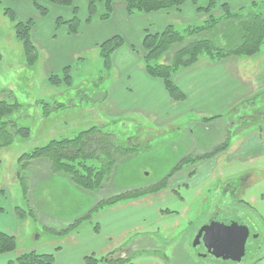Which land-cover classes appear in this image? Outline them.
<instances>
[{"label": "rangeland", "instance_id": "obj_1", "mask_svg": "<svg viewBox=\"0 0 264 264\" xmlns=\"http://www.w3.org/2000/svg\"><path fill=\"white\" fill-rule=\"evenodd\" d=\"M3 1L11 2L9 0H1L0 4V100H5L9 104L19 105V109L10 118L15 125V129L23 128L25 131L16 133L10 145L0 148V228H12L17 242L16 251L29 252L33 250L34 246H37V250H39L37 251L39 252L38 254H41L40 252L43 254L51 253L54 250L51 244L57 242L60 244L67 239L65 237L68 235L79 233V243H77L79 246H77V249H79L78 254L83 256V252H90L89 238L86 235L89 233L87 232L88 230L92 233L94 229L96 235H98L95 238L94 245L96 250L99 249L100 245L103 246L106 243V239L111 234H113L111 242H116L117 235L115 234H118L124 227L129 226L132 219L131 212L128 209H125L124 212L121 211L120 206L128 205L130 202H137L142 197L152 195L153 192L150 191L153 189L143 188L157 181H163L162 184H164L168 180L166 174L174 162L178 167L173 171L171 170V177L181 172V168L184 166L201 164L204 158L201 157L203 159L198 158L200 160L195 159V161L188 163L186 161L183 162L186 160H183V157L178 158L184 151L183 137L185 133H174L172 131L166 133V130L164 134H160L158 128L150 127L148 119H128L106 112L107 93L110 87L116 81L118 82L120 76V72H116L115 68L112 71L106 70L102 59L98 56L100 47L108 40L97 47L98 52H87L83 55L84 57H81L84 58V61L71 65V70L68 73L70 85H67V81H61L55 85L49 84V78L55 74L52 73L47 76L42 64V58L38 53L37 58L31 65L26 64L22 47L15 40L13 23L3 15L4 9H10L12 12L13 10L9 7V4H3ZM28 1L32 3L38 17L47 19L50 17L49 7L55 6L67 9L72 7L75 0L68 7H61L39 0V4L46 10V16L40 15L35 8L33 0ZM84 1L86 2V7L83 20H80L77 8H74V12L71 15V17H77L80 21V27L76 34L69 33L66 26L59 25V21L63 20L60 18L56 19L55 23L53 20L50 28L53 31L65 28L69 36H76L83 25H90L96 19L104 21L100 17L105 15L106 10L104 4L100 2L97 4L94 19L90 23H86L88 1ZM195 1L194 3L190 1L185 2L177 8L158 10L150 13L137 12L134 14H129L124 2L114 1L110 7L109 17L113 4L117 2H122L126 7L127 15L132 17L140 14L148 15L161 11L180 10L185 4H191L199 9L198 6L201 0ZM216 2L217 9L213 11V16H219L221 6L229 7L227 2H223L222 4L219 3V0H216ZM80 4L81 2L79 1L78 5ZM205 5L206 0L203 6ZM248 8H252L255 12H261L264 10V0ZM205 16L207 17V15ZM15 17L18 21H21L16 15ZM30 22H32L31 37L34 27L33 19ZM181 26L178 25L176 30L184 34V29ZM55 28L56 30H54ZM145 35L149 34L145 33ZM115 37L118 36L112 38ZM142 43L143 39L141 41L140 54L143 55L141 62L147 77L160 82L165 94L171 101L183 102L185 97L182 101L172 100L163 82L148 75L143 64L146 51ZM121 46H123V43ZM167 56L169 57L170 54H167ZM203 59L211 61L205 58V56H199V60L187 69L196 66ZM242 60L244 67L241 64V68L249 69V72L260 73L264 76V43L257 54L248 58L244 57ZM166 62L168 60L165 57L157 63ZM183 70H179L178 72ZM62 72L56 73V75L60 76L59 78H63ZM174 76L172 77L173 82ZM241 102L227 114V116L231 117L230 119L236 120L234 127L231 124L232 129L231 133H229L231 136L248 123H253L256 126L264 125V90L263 92L249 95V97ZM246 105L247 108H245ZM223 117L224 115H219L213 118H206L203 121L220 120ZM240 118L245 119L240 122ZM2 121L0 120V124ZM92 127H101L108 132H112L116 136L113 139L120 140L121 144L123 143V146L126 148L137 150L130 155H125L120 159L114 160L111 173L103 179L101 188L95 193H87L75 187L67 176L51 174L50 164L45 160H34L28 164L19 163V158L23 154H29L35 148L43 147L50 141L73 139L81 132ZM197 127L198 124L191 123L188 130L192 131L190 134L193 137L195 136L196 138L198 136L201 138ZM153 138L155 139L153 140ZM224 138H228V136L224 135ZM225 143L228 149L229 144L227 143V139ZM173 144L177 146V151L174 153L175 157H172L173 152L170 149ZM188 145H190V142H188ZM179 159L182 160L177 164ZM98 162L89 160L76 162L73 165L79 168L85 165L95 171H99L101 164ZM220 165L223 168L227 166L224 162ZM244 167H251L253 169L262 168L263 170V172H256L251 185L240 191V198H245L247 202H251L250 206L234 205L228 210L222 211L221 209L219 212L213 214L218 219H230L231 221L234 219L236 222L239 221L240 225L247 227L251 236L246 243L243 259L239 263L213 260L211 258L205 260L197 258L193 250L190 249L192 259L178 252L176 256L177 264H249L254 259V253L256 252L255 258H258V262L260 261L258 264H264V232L262 231L264 229V158L259 159L253 165H245ZM244 167L239 166L238 169H244ZM213 184L214 182H210L207 187H213ZM238 185L239 183L236 179L235 186ZM204 188L206 187L201 189L202 194L195 202L193 201V191L180 190L181 195L187 203L191 204V209L187 211L185 218L184 216H180L177 218V222L172 223V225H179L178 228H167L165 231L166 235L161 236L158 234L161 238L156 240L152 238L157 245L161 246L164 240L176 242L180 239L181 232L190 229L193 231L197 225L196 220H207L210 215L207 214L206 217L200 215L205 207L202 204V199L207 197V192H205ZM230 201L232 200L229 198L225 199V202ZM221 202L223 205L226 204L224 199ZM18 210L23 212L22 216L14 214V211ZM116 229L117 231H115ZM141 233L142 231L130 233L127 237L122 238V241L117 243L105 255L93 256L104 257L103 259L105 260L100 264H137L139 261L151 259L155 254L151 252L152 249H148L149 247L140 248V245H143V243L135 241V237L140 236ZM189 238H186L187 243ZM65 243L63 245L65 246L64 251L74 252V255H76V249L70 246V244L65 245ZM122 248L130 249L129 257L123 256V258L114 262L115 256L117 253L122 252ZM256 248H258V251ZM163 251L164 248L156 252L163 253ZM156 260L161 264L165 262L162 258Z\"/></svg>", "mask_w": 264, "mask_h": 264}, {"label": "crops", "instance_id": "obj_2", "mask_svg": "<svg viewBox=\"0 0 264 264\" xmlns=\"http://www.w3.org/2000/svg\"><path fill=\"white\" fill-rule=\"evenodd\" d=\"M79 1L82 6H80L81 4L78 5ZM223 2H227L230 10L238 12L249 9L248 7H252L253 4L262 2V0H219V3L222 4ZM204 3L205 0H201L198 7H203ZM3 4H9V7L21 21L26 22L33 19L34 27L31 32V39L37 53L42 58L47 76L52 73L58 74L65 68L71 70V65L84 61V58L81 57H84L85 53L98 52L97 47L99 45L114 36L120 37L123 46L111 55L110 68L106 69L112 71L115 68L116 72H120L118 82L116 81L107 93L106 112L122 118L148 119L150 127L158 128L160 134H164L166 130V133L169 131L185 133V135L183 134L184 151L178 158L204 157L201 164L189 165L191 167L184 166L178 174L172 177L167 176L168 180L164 184H162L163 181H157L145 186L143 189H157V192L152 193V195L142 197L137 202L120 206L121 211L124 212L125 209H128L131 212L132 219L129 226L115 234L117 235L116 242H111L113 238V234H111L106 239V243L103 246L100 245L99 249L96 250L94 245L98 235L93 229L92 233L88 230L89 233L86 234L89 238L90 252H83V256L78 254L79 249H77L79 233L68 235L65 237L67 239H64L65 241L60 244L58 242L51 244L54 250L49 254L40 252L41 255L53 256V263L55 262V264L56 262L58 264H83L85 257L105 255L117 243H120L122 238L135 231H142L140 236L135 237L136 242L141 241L140 239L143 237L164 236L167 228H178L179 225H172V223L177 222V218L180 216L185 218L187 211L191 209V204L187 203L180 190L193 191V201L195 202L202 194L201 189L206 187L204 189L207 192V197L202 199V204L205 207L200 214L203 217H206L207 214L214 216L213 214L219 210H228L234 205L250 206L251 202H247L245 198H240V191L251 185L256 172H263V170L262 168L253 169L244 166L253 165L259 159L264 158V125L256 126L253 123H248L231 136L229 133H231L232 126L234 127L236 124V120L230 119L231 117L227 114L249 95L263 92L264 76L260 73L249 72V69H243L242 58L244 57L233 56L219 62L203 59L196 66L175 74L174 82L185 97L183 102L178 103L167 97L160 82L147 77L142 66L141 58L143 55L140 54V50L145 33L149 35L158 34L169 25L176 29L178 25H182L184 30L187 27L198 26L206 19V16L197 7L185 4L180 10L129 17L125 5L122 2H117L113 4L108 19L104 21L96 19L90 25H83L78 35L69 36L65 28L58 30L55 28L56 31H53L50 28L51 23L53 20L55 23L58 18L71 19L74 8L78 9L79 18L83 20L86 7L84 0H75L72 7L67 9L49 7L50 17L47 19L38 17L32 3L28 0H19L14 3L3 1ZM110 109L114 112L111 113ZM219 115H224V117L220 120L203 121L206 118ZM191 123L198 124L197 129L201 138L198 136L195 138L190 134L192 131H189L188 128H190ZM224 135L228 138H224ZM226 139L229 148L216 152ZM170 149L173 152L172 157H175L176 144L171 145ZM214 152L216 153L211 156ZM223 162L227 165L224 168L220 165ZM173 165V167L176 166L175 162ZM239 166H243L244 169H238ZM186 169L187 171H185ZM236 179L239 183L238 186H235ZM210 182H214V184L213 187L209 188L207 186ZM228 198L232 201L225 202V199ZM222 199L226 204H221ZM252 201L254 202L253 199ZM206 206H208L207 209ZM221 220L236 222L234 219L233 221L230 219ZM204 222L202 219L196 220L197 225ZM0 231L15 236L12 228L4 227L0 228ZM187 231L189 230L181 233ZM164 242L168 243L169 241L164 240ZM64 243L75 248L76 255L74 252L64 251ZM180 246L181 251H185L186 243L184 241L181 242ZM129 250V248H124L121 251L124 256L129 257ZM37 251H39L37 246H34L33 250L29 252L38 254ZM164 251L163 254L169 257V249ZM23 253L28 252L18 250L11 254L0 255V264H9ZM156 259L158 257L155 256L139 261L137 264H161ZM166 262L169 264L168 259L163 264Z\"/></svg>", "mask_w": 264, "mask_h": 264}, {"label": "trees", "instance_id": "obj_3", "mask_svg": "<svg viewBox=\"0 0 264 264\" xmlns=\"http://www.w3.org/2000/svg\"><path fill=\"white\" fill-rule=\"evenodd\" d=\"M15 2L17 0H9ZM39 0H33L36 10L42 16H46V10ZM49 4L68 7L73 0H42ZM88 16L86 23H90L95 17L97 4H104L106 13L101 19H108L111 4L114 1H122L126 4L129 14L137 12L150 13L153 11L177 8L185 2H196L195 0H87ZM1 4V0H0ZM217 9L216 0H206V5L199 7V11L207 15L206 19L198 26L187 27L184 34L176 30L174 26H168L160 34L145 35L143 38V48L146 55L143 64L149 76L160 79L169 96L174 101H182L184 95L173 82L172 77L179 70L187 69L194 65L199 56H205L211 61H220L227 57H252L257 54L264 43V10L255 12L253 9L234 12L226 6H221L219 16H213V11ZM3 15L13 23L15 40L21 45L25 62L31 65L37 58V51L31 41L30 31L32 22L18 21L10 9H4ZM59 25H64L69 33L76 34L80 27L77 17L69 20H60ZM122 45L120 37L112 38L100 47L99 56L103 61L104 68H110V59ZM167 54H170L168 57ZM167 58L166 63H157L161 59ZM70 68H65L62 72L63 78L53 75L49 78V84H59L67 81L70 85ZM19 109L17 104H9L5 100H0V148L10 145L13 136L25 131L23 128L15 129L11 120V115ZM242 122L245 118H240ZM239 122V123H240ZM238 123V124H239ZM116 137L112 132H108L101 127H92L81 132L73 139L61 141H50L47 145L35 148L29 154H23L19 158L20 164H28L34 160H45L50 164L51 174H61L67 176L71 183L87 193L97 192L105 179L112 171L114 160L125 155H130L137 150L126 148L121 141L113 139ZM224 143L218 147L216 152L226 148ZM110 152V153H109ZM216 152L212 153L214 155ZM204 158V157H203ZM200 158V159H203ZM186 159V160H184ZM200 160L195 157L183 158V162ZM91 160L101 164V169L95 171L89 166L82 165L81 168L73 165L76 162ZM182 160V159H181ZM180 160V161H181ZM178 161L177 164L180 162ZM178 167V166H177ZM153 189L150 192H156ZM149 192V193H150ZM16 215H22L21 210L15 211ZM17 242L15 236L7 235L0 231V255L16 252ZM104 257L88 256L83 259V264L103 263ZM9 264H53V256L41 255L34 252L20 254Z\"/></svg>", "mask_w": 264, "mask_h": 264}, {"label": "flooded vegetation", "instance_id": "obj_4", "mask_svg": "<svg viewBox=\"0 0 264 264\" xmlns=\"http://www.w3.org/2000/svg\"><path fill=\"white\" fill-rule=\"evenodd\" d=\"M173 166L167 172L168 174H166L169 177L171 176V173H170L171 170L173 171L176 168V166L175 167H173ZM212 219L218 220V221L221 220L215 216H209L207 218V220H204L205 221L204 223L196 225V227L193 229V231L190 229L186 233L185 232L182 233V235L180 236V239L178 241L170 242V243L164 242V243H161V246L157 245L154 241V239L156 240L159 237L155 236L154 239H152L153 237L152 238L143 237L140 239L141 240L140 242L143 243V245H140V248L149 247L148 249H150V250L152 249L151 252H154L155 254H157V255L154 254L153 255L154 257L156 256L158 258H162L164 261H166L168 259L169 264H177L178 263V262L176 263V256H177L178 252L180 254H182L183 256H185L189 259H192L190 251H189L190 249L193 250V253L197 258H203L205 260L209 259V258H211L213 260H220L218 258H215L214 253L211 250H209L210 246H207V244H208L207 240H203L204 236H205V232L204 233H203V231L201 232V229L204 228L206 226V224H208L209 220L211 221ZM241 226H243V225H241ZM243 227L247 230V233H248L247 238H246V243H247V241L249 240V237L251 236V233L249 232L247 227H245V226H243ZM262 231L264 232V229H262ZM187 237H190L188 243L186 242ZM151 241H152V243H151ZM183 241L187 245H186L185 251L182 252L180 244ZM246 243H245V251H246ZM159 248L160 249L164 248V250L169 249V257L167 255L163 254V253H165V251H163V253H157L156 251H160ZM258 248H256L257 251H258ZM256 253H254V257H253L254 259H252V261L249 264L258 263V258H255ZM119 254H124V253L119 252ZM166 254H167V251H166ZM252 255H253V253H252ZM166 264H167V262H166Z\"/></svg>", "mask_w": 264, "mask_h": 264}, {"label": "water", "instance_id": "obj_5", "mask_svg": "<svg viewBox=\"0 0 264 264\" xmlns=\"http://www.w3.org/2000/svg\"><path fill=\"white\" fill-rule=\"evenodd\" d=\"M202 231L205 232L203 240H207V246H210L209 250L214 253L215 258L237 263L241 261L245 253L248 233L243 226L239 225V221L230 222L212 219L207 226L201 229ZM120 258H123V256L117 254L114 262Z\"/></svg>", "mask_w": 264, "mask_h": 264}]
</instances>
